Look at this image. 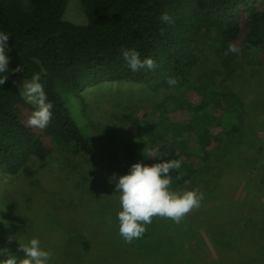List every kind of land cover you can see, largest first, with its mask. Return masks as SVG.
Here are the masks:
<instances>
[{"label":"trees","instance_id":"obj_1","mask_svg":"<svg viewBox=\"0 0 264 264\" xmlns=\"http://www.w3.org/2000/svg\"><path fill=\"white\" fill-rule=\"evenodd\" d=\"M68 1L0 0V31L10 34L11 57L10 71L3 74L7 79L0 85V173L14 176L32 158L45 161L56 144L83 157L90 168L98 166L103 144L82 93L105 82L127 81L151 92L174 89L183 106L170 114L165 101L148 104L141 109L145 117L123 126L110 143L112 161L120 172L126 173L135 163L151 166L162 159L181 160V168L169 174L170 190H198L210 195L208 202L222 195L223 204L236 205L232 193L223 192L213 177L219 166H231V160L217 158L224 139L239 135L243 122L242 101L230 87L231 78L241 66H259L264 58V0H80L85 25L63 20ZM163 13L171 23L160 21ZM211 34L215 39L204 55V41ZM230 46L239 51L227 52ZM122 48L136 49L141 59L150 56L156 67L132 72L121 58ZM204 60L212 62L208 85L195 80ZM36 73L54 105L43 130L27 125L34 106L26 103L14 82L15 77L29 81ZM170 79L175 83L169 84ZM60 93L78 104L91 129L90 139L73 122ZM211 170L212 180H207L204 175ZM256 183L264 185L259 179ZM260 204L254 212L264 209ZM251 223L264 232V224ZM219 229L216 244L232 243L226 230ZM20 246L0 238V261L14 255L20 264L24 258L17 250ZM80 246L83 252L91 248L87 241Z\"/></svg>","mask_w":264,"mask_h":264},{"label":"rangeland","instance_id":"obj_2","mask_svg":"<svg viewBox=\"0 0 264 264\" xmlns=\"http://www.w3.org/2000/svg\"><path fill=\"white\" fill-rule=\"evenodd\" d=\"M63 20L86 24L80 0L68 1ZM214 39V34L209 35L203 49ZM208 63L212 64L204 60L195 71V80L202 85L211 81ZM14 82L23 96L22 85L28 80L15 77ZM230 87L242 101L243 122L239 135L222 142L217 159L232 164L219 166L213 182L232 193L236 205L223 204L222 195L208 202L210 195L204 194L200 206L180 223L154 216L144 235L126 244L118 233V194L109 180L129 168L120 172L112 161L110 143L123 126L146 116L143 106L165 101L167 111L175 114L183 102L171 88L151 92L127 81L105 82L82 93L103 144V159L90 168L83 157L68 154L56 144L45 161L32 158L14 176L0 173V238L21 246L38 239L41 248L52 254L50 264H264V232L251 223L264 224V209L254 212L264 203V185L256 183L264 182V58L259 66H241ZM60 97L73 122L90 139L91 129L78 104L69 95L60 93ZM222 102L229 105L227 100ZM210 174L213 170L204 177L212 180ZM219 228L232 240L225 247L216 244ZM86 241L91 248L83 252L80 243Z\"/></svg>","mask_w":264,"mask_h":264},{"label":"clouds","instance_id":"obj_3","mask_svg":"<svg viewBox=\"0 0 264 264\" xmlns=\"http://www.w3.org/2000/svg\"><path fill=\"white\" fill-rule=\"evenodd\" d=\"M160 21L172 22L167 13L160 16ZM9 39L8 32L0 31V85L7 79V75L3 74L10 71L8 65L11 57L7 55ZM238 51L235 46H230L227 50L232 53ZM120 55L132 72L151 71L156 67L150 56L141 59L140 53L134 48H122ZM168 83L174 84L175 81L170 79ZM22 90L26 103L34 106L27 119V125L40 130L46 129L52 118L54 105L48 100L44 84L41 82V74L32 75L28 82L23 83ZM181 165V160L173 159H162L161 162L151 166L135 163L130 166L126 174L110 178L109 182H114L120 206L116 214L118 233L126 244L141 238L154 216L170 218L174 223H180L187 213L200 206L204 198L202 192L170 190L172 180L169 174L180 169ZM17 250L24 254L20 264H50L52 259L51 252L42 249L40 241L36 238L30 239L26 245L20 246ZM0 264H17V260L14 255H10L6 260L0 261Z\"/></svg>","mask_w":264,"mask_h":264}]
</instances>
